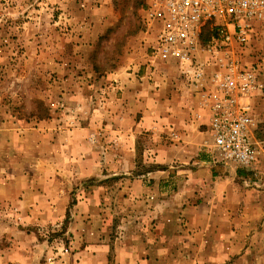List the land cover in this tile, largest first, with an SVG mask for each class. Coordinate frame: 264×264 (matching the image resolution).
<instances>
[{"label": "rangeland", "instance_id": "rangeland-1", "mask_svg": "<svg viewBox=\"0 0 264 264\" xmlns=\"http://www.w3.org/2000/svg\"><path fill=\"white\" fill-rule=\"evenodd\" d=\"M149 3L0 0V264H223L212 262L220 251L190 250L176 214L157 221L128 200L130 181L159 168L158 145L181 142L175 125L152 120L165 110L157 103L182 82L189 87L175 63L149 61L159 28ZM213 34L206 27L201 43ZM254 51L247 62L260 64L264 46ZM166 87L174 90L167 95ZM133 90L156 101L145 127L141 108H130L136 124L114 117ZM252 116L264 162V92ZM196 118L211 162L209 120ZM130 128L135 140L125 137ZM254 165L241 169L247 189L264 177ZM90 166L97 170L88 176ZM237 254L224 264H237Z\"/></svg>", "mask_w": 264, "mask_h": 264}, {"label": "crops", "instance_id": "crops-1", "mask_svg": "<svg viewBox=\"0 0 264 264\" xmlns=\"http://www.w3.org/2000/svg\"><path fill=\"white\" fill-rule=\"evenodd\" d=\"M149 61L160 65L163 63L154 58L152 53ZM182 84L174 87L175 91H171L173 95L157 103L165 110L154 118L151 109L156 101L150 94L142 93L139 97L133 90L130 97H127V104L117 101L119 106H125L120 111L116 110V122L136 124L130 108H141L144 127L150 122L149 118L157 120L158 124L175 125L178 140L181 141L175 146L158 145L155 151L158 161L155 164L159 168L130 181L128 200L150 208L149 211L154 212L152 216L157 221H164L167 213L176 214L171 217L180 218L184 222L183 227H187L183 235L187 232L191 234L190 250L221 252L216 258L212 255V262L222 257L224 264L225 258L230 261L231 254L238 253L237 264H264V177L258 183H252L251 189H247L244 171L240 169L235 173L230 172L236 168L216 164L213 160L210 162L212 157L206 148L210 141L201 129V121L196 118V115H200L204 118L203 123L208 122V113L201 106L196 90ZM144 85L142 87L146 89ZM147 88L153 92L156 87L151 85ZM158 88L160 92L164 85ZM174 89L166 87L164 90L169 95V90ZM263 92L264 85L263 90L254 96L253 104L262 97ZM124 132L128 140H135L138 136L136 130L131 128ZM254 166L264 176V162L256 160ZM96 170V166H90L85 172L91 176ZM140 178H143V182ZM253 238L255 241H251ZM161 242L158 243L160 247L165 245ZM252 254L256 255L255 260L247 262Z\"/></svg>", "mask_w": 264, "mask_h": 264}, {"label": "built area", "instance_id": "built-area-1", "mask_svg": "<svg viewBox=\"0 0 264 264\" xmlns=\"http://www.w3.org/2000/svg\"><path fill=\"white\" fill-rule=\"evenodd\" d=\"M149 11L159 27L152 56L175 63L199 95L214 163L251 168L258 158L253 98L263 90L264 60L247 59L264 46V0H150ZM206 27L214 34L202 44Z\"/></svg>", "mask_w": 264, "mask_h": 264}]
</instances>
